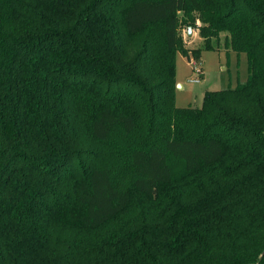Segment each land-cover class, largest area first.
<instances>
[{
    "label": "trees",
    "instance_id": "1",
    "mask_svg": "<svg viewBox=\"0 0 264 264\" xmlns=\"http://www.w3.org/2000/svg\"><path fill=\"white\" fill-rule=\"evenodd\" d=\"M182 10L249 64L199 107ZM0 264H264V0H0Z\"/></svg>",
    "mask_w": 264,
    "mask_h": 264
},
{
    "label": "rangeland",
    "instance_id": "2",
    "mask_svg": "<svg viewBox=\"0 0 264 264\" xmlns=\"http://www.w3.org/2000/svg\"><path fill=\"white\" fill-rule=\"evenodd\" d=\"M178 35L181 38V47L190 50L189 56L181 51L176 52V88L175 104L184 108L201 106L207 91L234 88L244 84L248 79V60L245 53H238L225 45L226 33L222 32L219 38L212 40V48H206L200 36L201 21L196 11L178 12ZM193 21V22H192ZM192 27V34H188ZM195 56L191 51L197 52ZM197 70L200 72L198 73ZM198 79L193 81L192 79ZM125 137L121 129L113 133V140L120 141ZM131 137V136H130ZM174 175L180 177L183 165L179 160L171 159ZM113 180L117 187H129L136 173L129 163L124 161L121 166H114ZM137 195V194H136ZM140 197L133 198L132 209L142 203Z\"/></svg>",
    "mask_w": 264,
    "mask_h": 264
},
{
    "label": "water",
    "instance_id": "3",
    "mask_svg": "<svg viewBox=\"0 0 264 264\" xmlns=\"http://www.w3.org/2000/svg\"><path fill=\"white\" fill-rule=\"evenodd\" d=\"M188 34H189V35L192 34V27H189V29H188Z\"/></svg>",
    "mask_w": 264,
    "mask_h": 264
},
{
    "label": "built area",
    "instance_id": "4",
    "mask_svg": "<svg viewBox=\"0 0 264 264\" xmlns=\"http://www.w3.org/2000/svg\"><path fill=\"white\" fill-rule=\"evenodd\" d=\"M197 72L199 73L200 71L199 70H197ZM193 81H197L198 79H196V78H194V79H192Z\"/></svg>",
    "mask_w": 264,
    "mask_h": 264
}]
</instances>
